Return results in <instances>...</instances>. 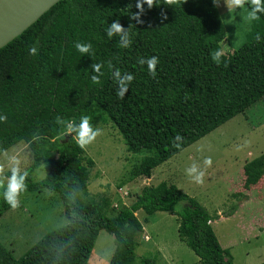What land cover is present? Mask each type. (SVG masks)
Segmentation results:
<instances>
[{
	"label": "trees",
	"instance_id": "1",
	"mask_svg": "<svg viewBox=\"0 0 264 264\" xmlns=\"http://www.w3.org/2000/svg\"><path fill=\"white\" fill-rule=\"evenodd\" d=\"M135 3L61 0L0 49V115L8 117L0 123V152L26 144L32 153L27 192L47 188L57 194L67 219L19 259L0 242V264H87L100 231L115 239L108 264H135L143 231L139 211L148 217L175 216L179 240L202 264H233L210 225L218 216L174 185L145 186L109 217L110 200L88 196L93 161L85 159L71 135L61 136L56 117L79 123L87 115L94 125L99 114L118 130L127 152L146 154L132 167L131 180L149 179L155 168L264 97V15L253 22L244 43L217 65L212 57L226 34L213 0H179L173 5L158 0L160 5L150 10L145 4L143 24L129 18L138 11ZM117 18L125 29L132 24L128 48L119 46V36L106 34ZM78 41L90 42L92 53L77 51ZM33 45L38 48L35 56L29 54ZM154 55L160 62L152 77L138 60ZM93 63L103 64L99 84L91 80ZM115 69L134 75L124 99L116 95ZM34 133L44 138L33 141ZM177 134L184 137L179 148L173 146ZM42 163L45 176L34 182L32 174ZM263 168L264 153L244 165V189L259 182ZM10 209L3 200L0 217ZM236 210L233 207L228 216ZM156 259L141 258L139 263L157 264Z\"/></svg>",
	"mask_w": 264,
	"mask_h": 264
},
{
	"label": "rangeland",
	"instance_id": "2",
	"mask_svg": "<svg viewBox=\"0 0 264 264\" xmlns=\"http://www.w3.org/2000/svg\"><path fill=\"white\" fill-rule=\"evenodd\" d=\"M217 9L226 34L221 49L227 54L244 43L254 21H247L244 10L229 12L225 0H219ZM94 126L100 127L103 134L84 149L85 159L94 163L89 168L87 192L91 198L110 200L109 217L128 206L143 187L165 182L196 199L210 215H218L219 219L211 225L220 246L230 251L233 264H264V172L258 187L252 190L249 208L243 207L248 198L240 197L239 193L244 194L243 185L239 183L241 177L236 175L246 162L264 153V97L155 168L149 179L131 180L130 177L132 167L146 156L145 153L127 152L118 130L111 122H103L99 114ZM8 151L21 153L25 157V167L29 168L32 153L26 144L19 143ZM205 156H211L213 164L206 171L204 184L197 185L186 175L185 169L194 160L203 166ZM235 168H239L237 173H234ZM44 176L42 163L33 172L32 180L38 182ZM2 202L0 196V206ZM233 207L241 212L227 218ZM136 216L143 224V231L137 241L135 264H140L141 258L149 257L157 258V264H196L200 261L180 242L175 216L155 213L148 217L143 211L137 212ZM66 224L57 194L49 190L46 194L44 190L27 192L18 209H10L0 217V242L15 259H19L47 233ZM114 249L113 235L100 231L87 264H108Z\"/></svg>",
	"mask_w": 264,
	"mask_h": 264
},
{
	"label": "clouds",
	"instance_id": "3",
	"mask_svg": "<svg viewBox=\"0 0 264 264\" xmlns=\"http://www.w3.org/2000/svg\"><path fill=\"white\" fill-rule=\"evenodd\" d=\"M186 2V0H185ZM179 3V0H164V4L173 5ZM226 6L229 12L232 9H239L246 11V19L248 22L257 21L264 15V0H225ZM150 10L153 7L159 6L158 0H136L135 7L138 9L130 15V20H135L138 24H143L144 21L141 19L145 13L144 5ZM214 6H219V0H213ZM248 6L245 8V6ZM162 20H166L167 16L161 12ZM132 24L127 29L123 27L117 18L112 22L107 30L106 34L108 37L119 36V46L122 48H128L132 44L130 30ZM75 48L81 54L90 55L92 53V44L84 42H76ZM38 53V48L33 45L29 48V54L35 56ZM224 51L218 50L213 55L214 62L217 65L221 62V57L224 56ZM159 58L157 56H151L150 58H140L138 63L141 65L146 64L149 74L152 77L156 76L157 65L159 64ZM91 70L95 73L91 76V80L94 84H99L100 77L104 75L101 71L102 63H93ZM109 69H113V65L109 63ZM112 76L116 82V95L120 99L125 98V94L129 90V85L134 80V75L130 72L121 73L119 69L112 71ZM8 120L7 115H0V123H6ZM56 124L62 126L61 136L67 135L72 136V140H75L76 144L81 148L85 149L89 145L93 144L99 136L103 134V130L94 126L90 120V117L83 115L80 117L79 123H75L72 120H65L64 118L57 116ZM39 133L33 134V141H40L43 139ZM184 137L177 134L173 138V146L179 148L183 142ZM213 164L211 156H205L201 163L193 161L189 167L185 169L186 175L191 178V181L197 185H203L205 182V175L208 168ZM30 172L25 167V157L19 152H10L3 150L0 152V196L11 209L15 210L21 206V198L28 191V178ZM48 189L45 188L44 192L47 193Z\"/></svg>",
	"mask_w": 264,
	"mask_h": 264
},
{
	"label": "water",
	"instance_id": "4",
	"mask_svg": "<svg viewBox=\"0 0 264 264\" xmlns=\"http://www.w3.org/2000/svg\"><path fill=\"white\" fill-rule=\"evenodd\" d=\"M61 0H0V49L19 37Z\"/></svg>",
	"mask_w": 264,
	"mask_h": 264
},
{
	"label": "crops",
	"instance_id": "5",
	"mask_svg": "<svg viewBox=\"0 0 264 264\" xmlns=\"http://www.w3.org/2000/svg\"><path fill=\"white\" fill-rule=\"evenodd\" d=\"M249 162V161H248ZM248 162H246V163H248ZM245 163V164H246ZM242 167V166H241ZM240 168V167H239ZM238 168V169H239ZM244 166L242 167V169L240 168L239 170L238 169H234V173H237L236 171L238 170V173L236 174L237 175V177L239 176V177H241V179H239V183H240V185L242 184V185H244V181H245V174H244ZM263 171H264V168H263ZM151 175H152V173H151ZM263 177V176H262ZM151 178V177H150ZM145 179H147V178H145ZM262 179V178H261ZM261 179L259 180V182L256 184V185H253V186H251L250 187V189L249 190H246V189H244V187H243V189H242V191H244V194L243 193H239L240 194V197H247L248 198V200L247 201H245L244 203H243V207L244 206H246V208H249L251 205H252V202H251V200L253 199L252 198V196H251V193H252V190L255 188V187H258V185H259V183H260V181H261ZM206 209V208H205ZM238 212H241V209L240 210H236L234 213H233V215H231V216H228L227 218H230V217H235L237 214H238ZM209 213V212H208ZM242 213H243V211H242ZM210 214V213H209ZM235 214V215H234ZM218 216V215H217ZM238 216V215H237ZM219 218H217V220H218ZM217 220H215V221H213L214 223L217 221ZM211 223L212 222H210V225H211ZM213 223V224H214ZM212 226V225H211ZM181 242V241H180ZM201 261H198L196 264H199ZM202 263V262H201Z\"/></svg>",
	"mask_w": 264,
	"mask_h": 264
}]
</instances>
